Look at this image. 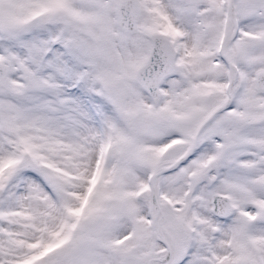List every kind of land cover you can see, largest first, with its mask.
I'll list each match as a JSON object with an SVG mask.
<instances>
[{
    "label": "snow or ice",
    "instance_id": "6c2138e0",
    "mask_svg": "<svg viewBox=\"0 0 264 264\" xmlns=\"http://www.w3.org/2000/svg\"><path fill=\"white\" fill-rule=\"evenodd\" d=\"M0 264H264V0H0Z\"/></svg>",
    "mask_w": 264,
    "mask_h": 264
}]
</instances>
